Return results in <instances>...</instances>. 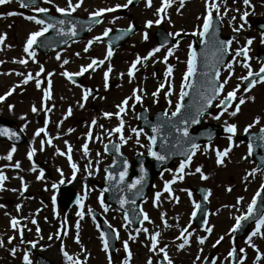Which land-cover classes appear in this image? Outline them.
Masks as SVG:
<instances>
[{"label":"snow or ice","instance_id":"snow-or-ice-1","mask_svg":"<svg viewBox=\"0 0 264 264\" xmlns=\"http://www.w3.org/2000/svg\"><path fill=\"white\" fill-rule=\"evenodd\" d=\"M10 2H11V0H0V5H4V4L10 3ZM45 2L46 3H51V0H45ZM172 2H173V0H162L161 6L159 8H157V10H156V14H157L158 18L155 21L148 20L146 22V27L151 28L153 23H155L157 25L160 24L162 22V20L165 18L164 14L167 13V9L171 6ZM249 2H250V0H243V3L245 5H249ZM82 3H83V0H77L76 3H73V0H68L66 7H56L55 11L65 15V16H68V15H71V13L75 12L77 10V8H79L82 5ZM132 3H133V0H127V2L125 4L116 5L115 8H103V9H99L97 11H93L92 13H90V16L99 18L106 12H113V11H116L118 8H121V7L127 8ZM146 3H147V6H149V7L151 6V0H146ZM206 5H207V13H206V15L203 18L202 30H200L198 28L196 31H194L192 33V35H194V36H198V37L207 36V34L209 33V30L213 26V16H214L213 9H215L216 15H219V11H220L219 5L215 2V0H212L211 3H209V0H206ZM183 6H184V0H179V7L182 8ZM21 7H23V8H31L36 13H48L49 12L48 8L38 6L37 5V0H21ZM226 11L227 10H225V14H226ZM17 14L18 13H16V12H8V13H6V15H8V16L17 15ZM247 15H248V13L244 12V14L241 17V19H245L247 17ZM26 19L29 20V21H34L35 24L40 26L38 30L33 31V32H31L28 35L27 40H26V46L23 48V51L25 53H27L28 57L32 58L33 61H35L36 53H35V51H32L31 49L33 48L34 45L37 44L38 39L40 37H43L45 35V33H47L50 29L56 28L57 27V23L59 25H64L65 21L64 20H59L58 22H53L51 19L45 20V19L38 18L35 15H29V16L26 17ZM233 19H235V17H233ZM95 22L96 23H100L101 21L99 19H96ZM241 27H243V25H241ZM236 30H238V29H236ZM111 31H112L111 29H105L103 31V33H102V36H96V37L93 38V40L88 41V45L84 48V51L87 52L89 50V48L91 47L93 42H101L102 37L109 36V33ZM127 31H129V32L132 31V26L131 25L129 26ZM60 34L66 35V36H72V37L76 36L77 35L76 25L72 24V26L67 31H65L64 28L61 27L60 28ZM173 35L179 36L180 33L177 32V33H174ZM143 39L144 40L148 39V33L147 32H145L143 34ZM5 40H6V34L0 35V44H3ZM231 43H232V41H218L216 43V52L218 53V55H217V63L222 61V58H223L224 54L228 51V48H229ZM251 43H252V40L249 39L247 41V44L250 45ZM161 47H164V45H161L160 47L153 48L144 57L137 56L135 62H133L131 64V67L129 69L128 75L131 77L133 75L134 71L137 69V65L140 64L142 62V60L143 61H147L149 58L153 57L156 53L160 52ZM189 48L191 49V51L189 52V55H188L187 71L184 74V87L191 88L192 85L189 84L188 81L196 72V52H195V49L191 45H189ZM113 54H114L113 48H112L111 44H109L108 47H107V50H106L105 59H110L113 56ZM77 55H79V53H77ZM172 55H173V49L172 48H168L166 50V55L163 57V62L167 63L168 57L172 56ZM236 55L237 56L243 55V56L247 57V48L238 49L237 52H236ZM56 59L60 60V55L59 54L56 55ZM18 62L20 64H27V60H25V59H21ZM68 62H69L68 60H64L63 64H67ZM104 62H105L104 60L92 59L91 62L89 64H87L86 66H81L80 71H78L76 73H71V72L64 71L62 73V75L65 76L66 78H68L69 80H72L73 76L83 75L85 72H88L89 69L95 70L94 66L99 67L100 65L104 64ZM244 67L249 69V71L247 72V75L240 77L241 80L249 81V84L245 88V91L250 90L251 87L255 86L257 83L264 82V66H262L259 69L258 73H253V71H251V69H250V65H248L247 63L244 64ZM229 68H231V65H229ZM111 71H112V68H111V66H109L107 71L104 73L105 87L108 86L107 81H108L109 73ZM172 71H173L172 67L168 66L167 75L171 76ZM40 72H44V68L42 66L40 68ZM214 72H215V79H213L211 81L210 93L209 94H204L202 96L204 104H202L200 107L197 108L195 115L188 114V115H186L184 117V119L182 120V123L184 125H187L189 123H193V124L199 123L200 122L199 117L201 115H203V113L205 111L204 105H209L210 106L212 104V101L214 99H216L217 94L222 92V90L224 88V85L227 83V79H225L223 81V83H221V84H219L217 86L215 81L219 79L220 73H219L218 70H215V69H214ZM17 75H22V74L21 73H17ZM48 75L51 76L52 74L49 73ZM121 75H123V74H121ZM253 76H256L257 79L249 80V78L253 77ZM32 79H33V76L31 74H28L26 79L23 81V83L26 84V83H28V81H30ZM40 86H41V81L40 80H36V87L40 88ZM163 87H164V84H161L160 88H163ZM50 88H51V81L49 80L48 81V90L44 91V94H43V99L45 101L51 98V96H50ZM12 91H14V89L10 90L8 93H6V95H11ZM140 91H142V90H140V89L134 90V98H135V100L137 102H140L142 100V97L139 94H137ZM237 91H239V86H237V88L233 89L232 91L227 92V94L220 100V102L217 105V107L224 106V108H223V111H221L218 115H215L213 117L214 119L219 120L220 117L222 115H224L225 113H228L230 116H236L240 112V106L243 105L246 102L245 99L244 98H240L238 100V102L234 106L231 103L232 101L237 100ZM157 94H158V92H153L152 93L153 97L157 96ZM166 94L170 95L171 92L168 91ZM187 95H188V93L186 91H184L183 88H182L181 91H180V94H179V101L177 102V104L175 106V111H173L171 113V117H176V116H178L181 113V110L184 107L182 101H183L184 97L187 96ZM88 96H89V91L86 90L83 93V95H82V100L83 101H87ZM4 99H5V96H0V101H3ZM129 99H132V97L124 99L121 102V104L117 105V108L119 109V111L117 113L105 112L104 116L107 117V118H110L113 115H115L117 117H120V114L125 112V110H126V108L128 106ZM250 99L254 100V97H252ZM169 104H171V101H169ZM9 107L11 108L12 106H9ZM80 107H83L82 103L80 104ZM229 107L233 108V110L231 112H228V108ZM31 110H32L33 113L38 111L35 106H33ZM67 114L71 115V108L68 109V113ZM165 116H167V113H165ZM259 123H260V118L256 117L252 124H248L244 128V132L248 133L249 130L251 128H253L255 124H259ZM92 124L95 125L96 121L93 120ZM123 124H124V122H123V119L121 118L119 125L115 129H113L112 131H114L116 133H120L121 134L120 135L121 142L126 143L127 140L125 139V137L122 134L123 133ZM101 127H103V126L101 125ZM173 127H176V125L173 124ZM151 130H152L153 133H158L160 131V127L159 126H153ZM132 131L136 133L137 143H139V136H140V134H141V132L143 130L141 129V130L137 131L136 129H132ZM176 131L177 132H182L183 133V137H188L189 136L188 128L186 126L183 127V128L176 127ZM225 131L231 134V135L228 136V140L232 141L233 140V136H235V134L237 132V125L235 123L227 124V126L225 128ZM260 131H261V135H260L259 139L261 141H264V128H262ZM41 133H45V135H46L47 134L46 133V129L45 128L38 129L35 132V136H40ZM109 134H111V132ZM0 135L15 136L16 134L15 133H10L8 130L4 129V130H0ZM145 135H147V134H145ZM88 136H89V138H91V133H89ZM147 139L149 140L148 154L150 156L154 157L158 161H164L167 157L165 155H161L160 153H158L157 151L154 150V146L156 144V136L155 135L147 136ZM45 142L48 143V144H51V140L42 141L41 143L43 144ZM233 146H235V145H233ZM199 148H200L199 144H197L195 142H190V148L186 149L184 152L181 153L186 158L184 160H182L180 162V164H179V167L177 169L178 175L174 176L172 181L165 182V185H164V191L165 192L171 193L172 190H171L170 184L174 183L176 179L183 180L185 175L192 174V173H186L185 169L190 166L191 161H192V157L195 155L196 151ZM83 150H84L85 155H87V153H88V145L87 144L83 145ZM15 151H16V148L12 147L11 150L7 154V159L8 160H12V155H13V153ZM116 151L119 152V146L116 147ZM214 151H215V155L217 157V160H216L217 165H223L224 158L228 157L229 152L231 151V147H226L223 150L215 149ZM247 151H248V155H251L253 153V144L252 143L248 144ZM34 152H35V149H33L32 151H29L27 153V156H28L29 160L32 159V157L34 155ZM68 152L69 153L71 152V147L70 146L68 148ZM61 154H64V153H61ZM68 159H69V161H71V156L70 155L68 156ZM243 159H247V157H243ZM114 163H115V161H114ZM14 167L19 168L20 167L19 162H17L14 165ZM127 167H128L127 161H125L124 162V171H121L119 173L120 182H123L125 176L127 175ZM72 168H73V175H74L75 174V170H76V165L72 164ZM258 170L259 169H253L248 175H253ZM32 171H35V168H33ZM141 171H143V169H141ZM195 173H199L200 174V178L202 180L208 179V176L205 175L204 172L202 171V167H196ZM42 177H43V173L41 172L40 176H38L37 179H41ZM5 179H6V177L2 173H0V189L3 188V181ZM114 179H115V177L113 176V174L111 172H109L108 176H107V180L112 181ZM60 182L63 183V180H61ZM142 182H143V177H141L139 180H136L133 183L129 184L128 185V189L129 190L136 189L137 185L141 184ZM25 187H26V185H25ZM55 187H56V185L53 184V188H55ZM228 190L231 191L230 188ZM262 193H264V184L260 185V190H258L255 193V195L253 196L251 202L248 204L246 214L235 217V225L231 229V232H233V233L236 232L238 229L241 228L242 221L249 220L250 218L256 216V219H255V230L252 232L251 236H249V244L253 248H255L256 246L254 244H252V237H255V236H258V235L261 236V237H264V232L261 231L262 229H264V212H260L259 214H257V201H258V198L261 197ZM210 194L211 193L209 192L208 195H210ZM188 195L191 196L192 195L191 192H189ZM208 195H206L204 197L205 200L208 199ZM159 197H160V193H157L156 194V199L159 200ZM175 199L178 201L179 198L175 197ZM242 200H243V197L238 198L237 203H239ZM53 202H55V197H53ZM130 202L134 204L135 200H132ZM78 203H79V201H78ZM100 203H101V205H103V203H104L102 196H101V199H100ZM119 203H120L121 207H123V205H125L126 203H129V201L127 199H123L122 198V199H120ZM193 204H194L195 209H199L200 208V204L195 203V201H193ZM17 207L19 208V206H17ZM196 214H197L196 211L192 212V216L193 217H195ZM77 215L82 219L83 216H84V212L83 211L78 212ZM143 219L144 220H149V217H148V215L146 213L143 214ZM124 220L125 221L129 220L127 212H125V214H124ZM18 223H19V221L16 218H13L11 220L12 228H14V229L17 228ZM32 223L35 224L36 221L33 220ZM205 223H207V222L205 221ZM79 227H80L79 222H77L76 228L79 229ZM109 227H111V226L109 225ZM137 231L139 232L140 230H137ZM142 231L147 233L148 230L145 228V229H142ZM206 231L210 233L212 231V229L209 227V228H206ZM37 232H39V228H37ZM185 233H187V229H184V231L181 233V238L183 239V243H181L179 245V248H181V249L184 248V246L189 243L187 237L185 236ZM20 234H21V237H22L23 236V231L22 230H21ZM100 235H101V239L103 240V249L107 253L108 250H109V242H108V239L106 238V233L101 232ZM116 236L118 238V233H116ZM158 236H159V233H156V234H154V235H152L150 237V239H151V249L150 250H153V251L156 250L157 244H158V239H157ZM57 238H59V233L57 234ZM130 238L134 239V237H130ZM11 239L12 238H9V241H11ZM49 239L51 240L52 236H49ZM198 239H199V243L203 244L205 239H206V237H201V238H198ZM75 240H76L77 243H79V235H78V233L75 236ZM221 240H223V237H220L219 240L216 241V243L218 244ZM0 243H2V242H0ZM29 243L32 244L33 248L36 247V243L35 242H31L30 241ZM123 247H124L125 251L128 252V257H129V259H125L124 264H129V260H130V257H131V252L129 251V246H128V242L127 241L124 242ZM11 251H12V253L14 255L15 252H16V249H12ZM160 251L164 252V248H161ZM240 251L243 252L244 249H240ZM256 252H257L256 259L260 260L261 259V254H260L258 248H256ZM63 254L67 258L69 264H79V261L74 260L73 257L71 255H69L66 251ZM228 255L229 256H233L234 252L230 251L228 253ZM163 259L165 261H167V264H173L172 260L167 256L166 252L164 254ZM23 262H24V264H32V260L30 259L29 254L27 252H25L24 255H23ZM108 264H112V260H111V256L110 255L108 256ZM147 264H152L151 259H149Z\"/></svg>","mask_w":264,"mask_h":264},{"label":"rangeland","instance_id":"rangeland-1","mask_svg":"<svg viewBox=\"0 0 264 264\" xmlns=\"http://www.w3.org/2000/svg\"><path fill=\"white\" fill-rule=\"evenodd\" d=\"M89 1V5L92 4V2H94V0H83L82 5L77 8V10L74 12L75 14L78 15H82L85 16L87 14V10H85L83 8V6L87 3L88 4ZM96 3H94L93 5L98 6L99 5V1L100 4L101 3H105L106 8H109V6H113V5H121L123 3L124 0H95ZM158 2V4L156 5L155 10H157V8H159L161 6V2L162 0H155ZM236 1H241V0H234ZM67 2L68 0H51V3H46L45 2V6L46 8L49 9V11H55L56 7H66L67 6ZM77 0H73V3H76ZM86 4V5H87ZM7 7H5L4 11H0V35L6 34V40L4 41L3 44H0V48H4L5 49H0V60L3 59H7L9 56L11 55V51H8L7 46L15 44L16 47L20 48V46L25 45L26 46V40L28 35L39 29V25L35 24L34 21H29L26 20V17L29 15H33V11L32 12H26L24 13L22 16H8L6 15V13L8 12H18V7L14 2H10L6 4ZM3 5H0V7H2ZM96 11V10H94ZM135 13L139 10L134 9L132 12ZM115 12V11H113ZM113 12H106L104 13L106 15L107 20H109L110 24L111 22L114 20L116 14ZM58 13V12H57ZM135 13H133L134 15H136ZM24 21H23V20ZM26 20V21H25ZM203 20V19H202ZM25 24V25H24ZM27 27H24V26ZM35 28H34V27ZM23 27V28H22ZM25 30V31H24ZM98 31H101V28L98 29ZM13 47L15 48V46L13 45ZM32 50V49H31ZM33 51V50H32ZM102 52V51H101ZM18 51L14 50L13 54H17ZM12 54V55H13ZM60 59H62V57H65L64 52L60 53ZM20 56L22 59L24 58H30L28 57L27 53L22 52L20 53ZM51 56V57H50ZM48 59H43L45 61V64L48 68H56L57 69V63L56 61V57L55 59L52 57V55H50ZM9 67H13V63L8 64ZM61 69V67H60ZM253 69H256V67H253ZM244 70H246V68H244ZM44 74H42V79L44 80ZM6 82L5 86L0 87V93L2 94L3 91L8 90L12 87V82L14 81V79H8V78H4ZM60 81H62L61 79L57 78L56 79V89L58 90V85L60 86ZM63 82V81H62ZM52 84V83H51ZM46 86H48V81L47 79H45V81L42 82L41 84V93L44 94V90L46 88ZM131 87V86H130ZM63 89V88H62ZM65 92L66 89H63ZM264 90V85L262 86V83L259 84L257 86V88H255L253 90V93L250 95L252 97H254V100L249 99L248 101V105L245 106L244 110L241 113H238V117L234 120L235 122L239 125H237V127L240 126H244L246 124V126L248 124H252L254 119L256 117L260 118V123L259 124H255L254 127L255 128H259L263 125V120H264V100L261 99L259 92ZM58 91H62V90H58ZM0 94V96H1ZM62 96V98L60 100H62L64 102V104H71V101H68V98H70V96H68L67 94H59V97ZM126 95H123L122 97H124ZM121 97V98H122ZM132 99H134V94H131ZM128 97V98H129ZM126 99L123 98L121 100V102ZM50 100V99H48ZM131 99H129L128 103H132L130 102ZM135 100V99H134ZM263 101V102H262ZM2 102V101H0ZM74 104V102H72ZM133 104V103H132ZM60 105V104H59ZM141 106V103H138L137 106H133L132 108H139ZM0 116L1 117H6V118H10L14 121H16L18 124H20V122L18 121L20 115L17 112H9L6 111L4 109V107L1 105L0 106ZM22 116V115H21ZM40 116L45 117V115L41 112ZM29 120L31 121V123H34V116H29ZM216 119L214 118H206V122H215ZM225 121V115L222 117V119L220 120ZM237 133L239 134L240 131L237 130ZM222 146L226 145V141L222 142ZM139 149H142L141 146H138ZM127 151L132 150L133 148L130 146H127L125 148ZM207 149V150H206ZM242 155L245 156V150L244 149H235L233 150V155L232 158L228 161L226 160V158H224V163L223 165L217 167V157L214 154V148L212 146H203L200 148L199 150V154H197L196 156V160L199 161V165L198 167H202V171L204 172L205 175L208 176V179L206 180H202L200 178V176L193 178L192 177H188L186 180V185L194 182L197 185H206L208 187L211 188V200H210V205H211V218L209 221V225L208 228L210 227L212 229V231L209 233L207 231H205L204 233L201 234V237H206L205 241L203 244L200 245V253L201 256L203 257L205 255V253L211 249L212 245L214 243H216L217 240H219L220 237H223V240H221L220 243V250H221V256H220V260L218 264H222V261L227 253L229 244H228V231L230 230V228L232 227V223L235 220V217L239 216L242 211L248 206V204L250 203L252 197L254 196L251 191L245 192L244 190H240L241 188V184H242V177L241 175L244 174V172L247 170V168H249L250 166L248 165L249 162L245 160H242L241 157ZM199 173H197L198 175ZM213 176V177H212ZM230 176L233 177V181H234V185H232L229 182V178ZM259 181H257L258 183ZM264 180L261 182L263 183ZM260 183V184H261ZM259 184V185H260ZM188 186V185H187ZM187 186L185 187H180L181 190L178 192V194L175 195V197H178L179 199V203L176 205H174L173 203H170L167 210L169 215L162 217V220L160 218L157 219V215L158 210L152 209L151 208V203H152V196L150 199H148V201L143 205V210L144 212L148 215L149 220H145L142 229H147V233L142 231V229L136 233V235H138L139 237L143 238V245L141 247L136 248V252L138 255H142L144 256L142 261H144L145 259L148 258H155V255L157 253H161L160 249L161 247H165L164 251L166 250V248L168 247L172 252L173 255L168 254L167 256L172 260V262H180L183 261V259H186L188 256H190L192 259L194 258L195 254L197 255V253L199 251H194L193 248L189 249V254H186L185 252L180 254V250H183V248H179V245L181 243H183V239L181 238V235L178 236L177 238H172V239H163L161 237L157 238L158 239V244H157V248L156 250H150L151 249V239L150 237L154 234H156L155 229H151V226L153 224L157 223V220L161 223L165 222V221H170L173 222L174 224H179L181 225L180 227L176 228V231L174 233V235H178V231H180V233H182V229H183V225H187V220L190 219V215L192 213V210L194 209V204L193 201H195V198H193L192 196H189L187 193ZM233 187L234 186V191L229 193L228 192V187ZM257 186V184H256ZM176 188H178V186L172 185V190L176 191ZM169 198L173 197L174 193H168ZM179 195V196H177ZM181 196V197H180ZM243 197V200L240 201L239 203H237L238 198ZM235 198V199H234ZM35 208V207H33ZM106 209V210H105ZM104 216L105 218L113 225V227L119 231V234L121 236L124 237H129L131 235H134L135 233L130 232L129 227L124 223V220L122 218V216H120L117 211H115L114 209H110V208H103L99 210ZM8 212L10 214V220H12L13 218L18 219L19 216H17L19 213L21 215H35L37 213V211H22V212H15L12 210H4L3 208H0V220L3 217L6 220V216L5 213ZM72 213V212H71ZM167 217H169L167 219ZM164 218V220H163ZM126 225V226H125ZM156 228V226H155ZM88 234L83 235L82 237V244L78 250H83L84 252H92L93 254H96L99 246L97 243V237L99 236V233L97 231V228L90 223L89 227H88ZM11 237V235H9V238ZM17 236L15 235V238L12 239L14 240V242L17 240L16 238ZM200 237V238H201ZM193 238V237H192ZM247 241L243 242L246 243ZM242 243V245L244 246V244ZM188 250V249H187ZM96 251V252H95ZM70 254H73V250L70 252ZM58 256V255H57ZM59 262H63L66 261L67 258L63 259L62 257H57ZM102 258V263L101 264H105L106 260L103 258V256L101 255ZM74 260L79 261V264H99L96 258L95 259H91V261H87V258H83V257H73ZM255 263H259V262H255ZM262 264V263H260ZM264 264V262H263Z\"/></svg>","mask_w":264,"mask_h":264},{"label":"water","instance_id":"water-1","mask_svg":"<svg viewBox=\"0 0 264 264\" xmlns=\"http://www.w3.org/2000/svg\"><path fill=\"white\" fill-rule=\"evenodd\" d=\"M210 71V66H200V65H198V66H196V72L199 74V76L201 77V76H206L207 74H208V72ZM192 87L190 88V91L193 89V88H195V87H198V86H200L201 84H200V81L199 80H197V81H194L192 84ZM201 89V88H200ZM199 100V99H198ZM192 102L193 101H191V104H192ZM190 103V101L188 102V104ZM213 130V129H212ZM214 130H216V129H214ZM147 161H145V163H146ZM149 162V161H148ZM147 162V163H148ZM155 175H156V173H152L151 174V176H152V178H154L155 177Z\"/></svg>","mask_w":264,"mask_h":264},{"label":"flooded vegetation","instance_id":"flooded-vegetation-1","mask_svg":"<svg viewBox=\"0 0 264 264\" xmlns=\"http://www.w3.org/2000/svg\"><path fill=\"white\" fill-rule=\"evenodd\" d=\"M170 23H174V21L173 20H171L170 21ZM148 46V43L147 44H145V47H147ZM175 51V50H174ZM176 57H177V62H178V66L181 64L180 62H184V59L182 58L183 57V54L181 53V50L180 49H177V51H176ZM171 59V58H170ZM176 63V61L174 62V64ZM179 76H180V70H176L175 71V79L176 80H178V78H179ZM85 136V133H82V134H77L76 135V141H81V138H83Z\"/></svg>","mask_w":264,"mask_h":264},{"label":"bare ground","instance_id":"bare-ground-1","mask_svg":"<svg viewBox=\"0 0 264 264\" xmlns=\"http://www.w3.org/2000/svg\"><path fill=\"white\" fill-rule=\"evenodd\" d=\"M2 8H5L4 6L3 7H0V10H2ZM213 177V176H212ZM50 257H52V256H50Z\"/></svg>","mask_w":264,"mask_h":264}]
</instances>
